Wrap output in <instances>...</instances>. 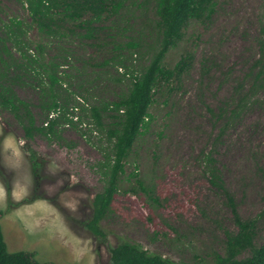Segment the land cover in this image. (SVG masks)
<instances>
[{
    "label": "rangeland",
    "instance_id": "rangeland-1",
    "mask_svg": "<svg viewBox=\"0 0 264 264\" xmlns=\"http://www.w3.org/2000/svg\"><path fill=\"white\" fill-rule=\"evenodd\" d=\"M26 2L0 0V38L12 19L26 30L18 50L0 42L12 53L4 59L22 66L0 71L3 81L26 102L19 111L0 106V226L9 251L54 264H112L110 248L128 241L175 264H216L227 256L228 233L239 230L233 206L254 221L255 245L264 243V0H216L168 51L164 65L188 56V67L155 95L153 118L100 222L105 237L85 222L109 179L102 165L118 114L102 110L98 126L91 108L119 101L152 60L156 0H109V12L90 23L91 11L74 21L61 6L50 33ZM22 49L36 56L31 64ZM53 101L75 124L60 119L49 136L37 128L51 118Z\"/></svg>",
    "mask_w": 264,
    "mask_h": 264
},
{
    "label": "trees",
    "instance_id": "trees-1",
    "mask_svg": "<svg viewBox=\"0 0 264 264\" xmlns=\"http://www.w3.org/2000/svg\"><path fill=\"white\" fill-rule=\"evenodd\" d=\"M109 0H27L26 4L30 11L32 21L40 25L41 29H48V33L54 31L55 23L54 9L63 7L65 17L71 20H78L91 11L92 19H98L106 11L109 12ZM216 0H156V16L158 24V49L153 55L150 63L143 68L138 75L132 74V83L126 95L117 102L106 103L102 108L92 107L91 116L96 125L103 124L101 111L112 110L117 112L118 122L108 132V139L112 144V151L104 153L106 160H103L102 167L106 176H109L105 189L97 193L93 199L92 218L85 222L86 227L96 236L105 237L106 234L100 227L101 220L107 215L113 196L118 190L120 175L125 172L126 159L129 157L132 147L137 138L148 128L153 116L150 107L155 102V95L163 83L172 79H179L188 67V56H183L173 68H168L163 61L168 51L175 47L184 37V30L191 20H201L208 13L212 12ZM120 3L115 6L119 8ZM24 22L19 19H12L7 25L6 39L0 42L6 45L11 41L15 47L21 48L19 37L26 30ZM130 47L136 48L137 44L130 43ZM18 50V49H17ZM22 59L31 64L34 59L27 55L23 49L19 51ZM23 53V54H22ZM26 53V54H25ZM31 53H33L31 51ZM4 54H12L8 48L0 49V71H19L22 66H12L4 59ZM36 60V59H35ZM6 73V76L8 73ZM128 74V72H125ZM4 73L0 72V106L11 111H19V107L26 106V102L19 98L11 84L3 81ZM52 85L58 83V78L51 75ZM50 111L58 115L49 119V123L39 131L52 135L59 125L60 119L69 125H74L75 120L70 117L69 112L58 101H53ZM29 110L26 108V114ZM30 117V113L28 114ZM29 126H26V134L32 136L34 120L29 118ZM133 172L131 176H135ZM142 184L141 180H138ZM231 203L233 202L230 198ZM239 230L236 233L229 232L227 238V256L218 255L216 264H264V243L256 246L254 243L255 223L253 220H242L236 208L233 206ZM4 214L0 210V220ZM250 249L251 254L246 257H239L244 250ZM112 264H175L169 262L161 255L151 254L136 243L123 242L110 248ZM0 264H54L53 262H41L35 259L34 254L24 250L9 251L0 226Z\"/></svg>",
    "mask_w": 264,
    "mask_h": 264
},
{
    "label": "built area",
    "instance_id": "built-area-1",
    "mask_svg": "<svg viewBox=\"0 0 264 264\" xmlns=\"http://www.w3.org/2000/svg\"><path fill=\"white\" fill-rule=\"evenodd\" d=\"M58 113H60V111H57V112H53V114H51V118H54V117H56V115H58ZM73 118H74V116H73ZM75 119V118H74ZM77 120V119H76ZM49 123V120L48 121H46L44 124L45 125H47Z\"/></svg>",
    "mask_w": 264,
    "mask_h": 264
}]
</instances>
